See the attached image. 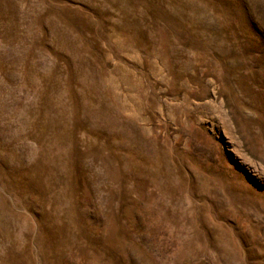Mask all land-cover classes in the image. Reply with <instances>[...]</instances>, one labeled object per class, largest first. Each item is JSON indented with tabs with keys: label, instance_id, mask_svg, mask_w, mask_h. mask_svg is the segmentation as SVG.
<instances>
[{
	"label": "rangeland",
	"instance_id": "obj_1",
	"mask_svg": "<svg viewBox=\"0 0 264 264\" xmlns=\"http://www.w3.org/2000/svg\"><path fill=\"white\" fill-rule=\"evenodd\" d=\"M0 264H264V0H0Z\"/></svg>",
	"mask_w": 264,
	"mask_h": 264
}]
</instances>
